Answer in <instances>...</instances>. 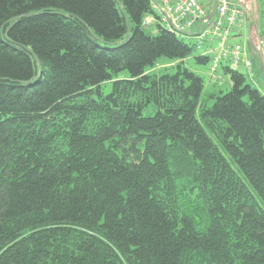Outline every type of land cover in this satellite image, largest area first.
<instances>
[{"label": "trees", "instance_id": "1", "mask_svg": "<svg viewBox=\"0 0 264 264\" xmlns=\"http://www.w3.org/2000/svg\"><path fill=\"white\" fill-rule=\"evenodd\" d=\"M153 1L0 0V264H264V93Z\"/></svg>", "mask_w": 264, "mask_h": 264}, {"label": "built area", "instance_id": "2", "mask_svg": "<svg viewBox=\"0 0 264 264\" xmlns=\"http://www.w3.org/2000/svg\"><path fill=\"white\" fill-rule=\"evenodd\" d=\"M157 0V8L160 14H166L176 27L184 30L192 28L205 14L204 8L212 0ZM216 12L218 20L214 27V32L221 38L222 46L227 39L230 29L238 28L245 23L247 16L254 8L257 1L262 2L264 9V0H216ZM226 26V27H225ZM207 33L198 37L203 39ZM264 44L263 39L259 40V45ZM224 47V46H223ZM224 51V50H223ZM226 52V51H224ZM239 49L233 48L230 51L234 63L238 61ZM226 53H224L225 55Z\"/></svg>", "mask_w": 264, "mask_h": 264}, {"label": "rangeland", "instance_id": "3", "mask_svg": "<svg viewBox=\"0 0 264 264\" xmlns=\"http://www.w3.org/2000/svg\"><path fill=\"white\" fill-rule=\"evenodd\" d=\"M210 5H212V2L210 3ZM213 7V5H212ZM150 19H146L143 21L147 26L149 23ZM151 23V22H150ZM258 25L261 27V30L264 26V15H261L260 20ZM166 24H163V27H165ZM149 30L151 32H155L153 27H150ZM240 38H237L236 40H234L233 43L235 44H242V45H246L245 43V38H244V33L243 31L240 33ZM181 39L183 40L184 43L189 44L193 47V53L191 55V57H189L188 59H186L184 61V66L189 69L191 72L197 74L198 76H200L204 82V87H203V92H202V97L204 98L206 95L210 94V93H218L219 91L221 92H227L230 90L231 84H230V80L227 76L222 74L221 80L220 82L222 83L221 85H218V83L215 82L214 79H211L209 76V68H210V63H208L207 65H200L196 62L195 58L198 56H201L202 53L204 52V48L206 47H211V49H214L216 46H210L208 43H203L201 49L198 48V41L196 40V37H187V36H180ZM252 40L253 42L256 44V39L252 36ZM246 51L248 52V49L246 47ZM248 55V54H247ZM210 57V56H208ZM248 58L249 55H248ZM242 59H244V56H242ZM170 62V60L167 59H161L155 66V69L153 71V73H157L158 71L163 70L166 67H171L173 66V64L168 65ZM164 64V65H162ZM255 68L258 70L259 69V65L258 62L255 61ZM223 65H230L229 62L224 61ZM241 73L246 75L247 78L249 79V81H251L250 79V74L248 73V71L244 68L241 69ZM249 75V76H248ZM128 77V73L127 72H120L117 74V78L122 79V78H127ZM111 91V83H108L104 86L103 88V92L105 94H108Z\"/></svg>", "mask_w": 264, "mask_h": 264}, {"label": "water", "instance_id": "4", "mask_svg": "<svg viewBox=\"0 0 264 264\" xmlns=\"http://www.w3.org/2000/svg\"><path fill=\"white\" fill-rule=\"evenodd\" d=\"M120 10H121V13L123 14L125 20H127L126 16H125V13H124V10H123V8L121 6H120ZM215 10H216V1L214 0L213 7H212L211 11L209 12V14L205 18H203L201 20L203 26L212 21L213 16L215 14ZM166 18H167L168 25L171 27V29L173 30L174 33L181 34V35H184V36H193V34L191 32L182 31V30L178 29L177 27H175L172 24L171 19L167 15H166ZM16 20H18V18L13 19V22H15ZM126 26H127V32H126L125 40H128L129 37H130V30H129V23L128 22H126ZM246 45H247V48H248V52H249L250 58L252 60L254 58H257V56L255 54V49L253 48V45H252V42L250 41L249 36L247 38ZM33 59L36 62L37 72H38V76H39L40 75V63L37 60V58L35 57V55L32 54V56H31V61L32 62L34 61ZM258 74H259V77H258L259 86H260V88L262 89V91L264 93V74H263V70L260 69V72ZM21 84H23V83H21ZM24 85L28 86L30 84H24Z\"/></svg>", "mask_w": 264, "mask_h": 264}, {"label": "crops", "instance_id": "5", "mask_svg": "<svg viewBox=\"0 0 264 264\" xmlns=\"http://www.w3.org/2000/svg\"><path fill=\"white\" fill-rule=\"evenodd\" d=\"M209 76H210V73H209Z\"/></svg>", "mask_w": 264, "mask_h": 264}]
</instances>
